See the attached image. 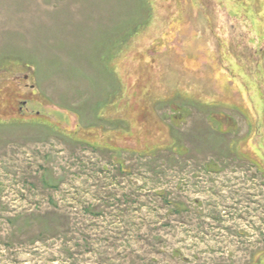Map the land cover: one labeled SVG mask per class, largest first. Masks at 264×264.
Segmentation results:
<instances>
[{
  "label": "rangeland",
  "instance_id": "1",
  "mask_svg": "<svg viewBox=\"0 0 264 264\" xmlns=\"http://www.w3.org/2000/svg\"><path fill=\"white\" fill-rule=\"evenodd\" d=\"M0 264H264V0H0Z\"/></svg>",
  "mask_w": 264,
  "mask_h": 264
}]
</instances>
